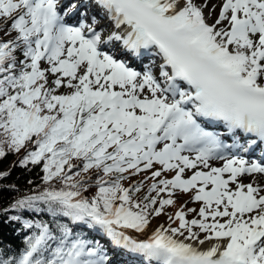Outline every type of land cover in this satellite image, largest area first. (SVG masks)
<instances>
[{
  "label": "snow or ice",
  "instance_id": "snow-or-ice-1",
  "mask_svg": "<svg viewBox=\"0 0 264 264\" xmlns=\"http://www.w3.org/2000/svg\"><path fill=\"white\" fill-rule=\"evenodd\" d=\"M10 156L0 264H264V0H0Z\"/></svg>",
  "mask_w": 264,
  "mask_h": 264
},
{
  "label": "trees",
  "instance_id": "trees-1",
  "mask_svg": "<svg viewBox=\"0 0 264 264\" xmlns=\"http://www.w3.org/2000/svg\"><path fill=\"white\" fill-rule=\"evenodd\" d=\"M13 159L14 157L10 156L3 162H0V168H7ZM41 175L42 173L36 172V173L30 174V173L24 172L23 170L16 169L13 172L12 176L10 177V181L15 182L18 188L20 189V191L16 193H4L3 195L7 199H12L15 196L31 194L32 191L38 190L37 186H40V187L43 186L42 181L40 179ZM28 180H32L33 184L29 185L27 183ZM35 218L36 219H46V220L51 219V217H49L46 214H38ZM0 238H2L6 242H9L15 246H19L21 244V237L14 235L10 227L0 226ZM96 238L101 241V235H96Z\"/></svg>",
  "mask_w": 264,
  "mask_h": 264
},
{
  "label": "bare ground",
  "instance_id": "bare-ground-1",
  "mask_svg": "<svg viewBox=\"0 0 264 264\" xmlns=\"http://www.w3.org/2000/svg\"><path fill=\"white\" fill-rule=\"evenodd\" d=\"M140 238H144V237H140ZM110 251H111L112 255L115 254L112 257V261L113 262H115L116 259H119V260H122V261H124L125 259H137V260H140V258L138 256H136L135 254H131V253H129L126 250H123V249H116V248H112L111 247Z\"/></svg>",
  "mask_w": 264,
  "mask_h": 264
},
{
  "label": "rangeland",
  "instance_id": "rangeland-1",
  "mask_svg": "<svg viewBox=\"0 0 264 264\" xmlns=\"http://www.w3.org/2000/svg\"><path fill=\"white\" fill-rule=\"evenodd\" d=\"M213 2H215V0H214ZM189 206H192V205H189ZM160 222H161V223L163 222V218H161ZM100 242H101L102 244H104L105 246H108V248H109V253H111V252H110L111 247H110V245H109V241L107 240V238L104 237V236H102V240H101ZM111 255H112V253H111ZM111 255H110V256H111ZM114 255H115V254H113V255L111 256V258H112ZM129 260H131V259H129Z\"/></svg>",
  "mask_w": 264,
  "mask_h": 264
}]
</instances>
